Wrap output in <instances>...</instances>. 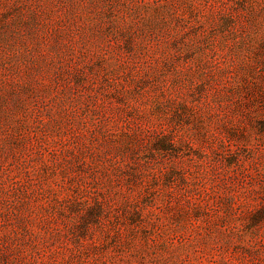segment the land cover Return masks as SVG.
Wrapping results in <instances>:
<instances>
[{
  "label": "rangeland",
  "instance_id": "obj_1",
  "mask_svg": "<svg viewBox=\"0 0 264 264\" xmlns=\"http://www.w3.org/2000/svg\"><path fill=\"white\" fill-rule=\"evenodd\" d=\"M0 264H264V0H0Z\"/></svg>",
  "mask_w": 264,
  "mask_h": 264
}]
</instances>
